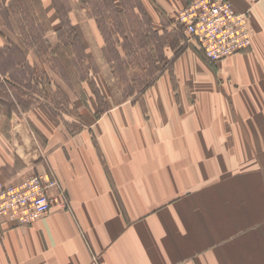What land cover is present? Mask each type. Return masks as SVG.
Listing matches in <instances>:
<instances>
[{
	"label": "crops",
	"instance_id": "crops-1",
	"mask_svg": "<svg viewBox=\"0 0 264 264\" xmlns=\"http://www.w3.org/2000/svg\"><path fill=\"white\" fill-rule=\"evenodd\" d=\"M145 1L156 31L186 3ZM228 1L248 15V51L212 64L186 50L174 85L163 74L145 98L109 99L76 132L42 105L0 109V182L29 168L57 181L45 216L0 217V264H264V0ZM31 3L0 0V45Z\"/></svg>",
	"mask_w": 264,
	"mask_h": 264
},
{
	"label": "rangeland",
	"instance_id": "rangeland-1",
	"mask_svg": "<svg viewBox=\"0 0 264 264\" xmlns=\"http://www.w3.org/2000/svg\"><path fill=\"white\" fill-rule=\"evenodd\" d=\"M31 2L30 7L16 5L11 45H0L8 48L0 52V69L7 73L0 76V109L12 111L14 102L22 110L42 105L61 130L82 129L88 117L109 109V99L145 98L163 74L174 85L171 70L182 52L203 55L176 26V18L164 16L156 31L145 0H54L56 11L49 18L37 0ZM0 124L6 125L4 118ZM31 129L30 149L36 154L39 135ZM30 173L41 175L32 168L24 175Z\"/></svg>",
	"mask_w": 264,
	"mask_h": 264
},
{
	"label": "built area",
	"instance_id": "built-area-1",
	"mask_svg": "<svg viewBox=\"0 0 264 264\" xmlns=\"http://www.w3.org/2000/svg\"><path fill=\"white\" fill-rule=\"evenodd\" d=\"M175 23L213 63L251 47L248 15L236 12L228 0H186ZM56 186L53 178L35 173L0 182V217L19 226L45 216L51 210L50 192Z\"/></svg>",
	"mask_w": 264,
	"mask_h": 264
},
{
	"label": "trees",
	"instance_id": "trees-1",
	"mask_svg": "<svg viewBox=\"0 0 264 264\" xmlns=\"http://www.w3.org/2000/svg\"><path fill=\"white\" fill-rule=\"evenodd\" d=\"M62 24H63V22H62ZM63 27H64V24H63ZM60 31L59 30H57V35H58V37L60 36V33H59ZM4 50H8V48L7 47H0V52H4ZM15 66H17V65H15ZM0 71L2 72V73H4L5 74V72L6 71H3L2 69H0ZM2 73H0V74H2ZM18 104V103H17ZM18 105H20V103L18 104ZM21 107V106H20ZM28 107V106H27ZM24 110H26V109H28V108H23ZM44 109V108H43Z\"/></svg>",
	"mask_w": 264,
	"mask_h": 264
},
{
	"label": "bare ground",
	"instance_id": "bare-ground-1",
	"mask_svg": "<svg viewBox=\"0 0 264 264\" xmlns=\"http://www.w3.org/2000/svg\"><path fill=\"white\" fill-rule=\"evenodd\" d=\"M252 43V42H251Z\"/></svg>",
	"mask_w": 264,
	"mask_h": 264
}]
</instances>
